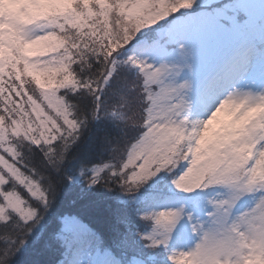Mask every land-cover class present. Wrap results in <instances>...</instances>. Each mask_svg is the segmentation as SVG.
<instances>
[{"label": "trees", "instance_id": "trees-1", "mask_svg": "<svg viewBox=\"0 0 264 264\" xmlns=\"http://www.w3.org/2000/svg\"><path fill=\"white\" fill-rule=\"evenodd\" d=\"M105 1L74 0L72 5L63 3L65 16L49 13V19L55 21L53 32L61 41L54 52L62 51L63 55L54 60L51 56L45 69L34 65L32 49L24 46L23 22L13 15L8 17L13 20L7 30L11 45L0 58V159L12 166L14 173L0 164V196L4 201L15 196L34 212L28 220L15 213L19 221L11 223L9 210L0 215V244L20 238V253L12 258V264H66L68 242L61 233L66 216L88 227L91 235L84 239H94L126 261L138 256L146 264H177L172 257H165L162 246H148L145 232L152 229L151 224L133 217L129 203L115 187V181L126 171L132 183L146 178H133L135 166L127 164L139 141L133 142L137 135V84L148 104V119L153 94L160 88L149 82L138 62L130 56L125 59L117 50L131 38L129 28L134 32L146 29L141 37L152 36L176 18L201 10V5L212 13L217 9L235 11L240 22L245 11L238 7L240 0ZM140 3L145 8L132 16L130 7ZM174 6L179 10L173 12ZM3 11L9 16L7 8ZM160 21L165 22L159 28L148 27ZM68 29L73 30L75 39L72 33L65 35ZM3 40L7 44L6 34ZM47 88L58 99L54 106ZM125 150L126 159L120 160ZM170 163L156 171L164 172ZM102 166L99 173L93 172ZM179 177L175 184L182 190ZM27 184H34L35 189L30 188L34 193ZM216 188L225 189V185L209 184L206 188L201 184L195 190ZM71 249L78 250L75 245Z\"/></svg>", "mask_w": 264, "mask_h": 264}, {"label": "rangeland", "instance_id": "rangeland-1", "mask_svg": "<svg viewBox=\"0 0 264 264\" xmlns=\"http://www.w3.org/2000/svg\"><path fill=\"white\" fill-rule=\"evenodd\" d=\"M71 1L74 0H0L10 12L16 10L20 13L16 18L25 26L23 42L25 48L29 46L32 49L34 58H31L34 59L35 66L39 65L43 69L50 66L51 57L48 61H44L38 59V55L53 54L58 42L61 44L60 39L53 32L52 27L55 21L49 19V13L55 12L65 16L66 8L63 3L71 4ZM102 2L107 3L105 0ZM2 4L0 5V58L5 57L6 47L11 45V34L7 30L12 22L8 18L10 16L3 12ZM238 7L247 13L246 22L238 21L235 11L227 13L217 9L212 13L199 10L187 14L186 17L176 18L173 25L168 28L167 34H164V28H160L159 37L150 47L141 51L146 55L138 57V65L148 74L149 82L158 83L160 87V90L153 94V107L150 109L149 120L155 119L157 123L153 125V128L163 131L156 138L162 143L151 150L145 146L143 138L134 145L127 161L128 166L136 167L138 161L143 162L139 165V171L131 172L133 178L146 177L154 164L163 168L171 162L177 145L183 141L181 139L193 134L191 166L180 175L178 185L183 189L195 190L197 184L204 180L206 175L224 181V190L231 184L238 183L236 179L238 176L235 173L243 167L244 163L246 164L247 152L252 144L257 143L255 140L249 143L244 138L251 140L255 132H264V92L253 91L251 88L236 90V94L199 128L186 129L165 119L167 112L174 108L178 109L179 85L183 83L182 77L189 74V66L192 74L198 75L218 59L232 55L236 60L230 65L232 71L228 73L229 76L236 75V69L246 64L248 65L247 78L254 82L257 88L264 85V44L260 49H256V44L263 40V30L261 25L259 27V23L264 21V0H240ZM144 8V3H140V5L131 6L129 13L136 16ZM199 8L203 9L206 6L201 5ZM229 9L232 10V8ZM178 10L179 6L172 8L173 12ZM148 13L150 14V11ZM52 17L55 18V16ZM36 24H42L43 27L51 29L39 43L29 36V31ZM4 34L8 38L7 44L3 40ZM144 37L143 35L140 39ZM54 59L55 56H53ZM46 92L48 97L54 100L52 103L54 106L58 99L49 88ZM172 119L174 120V117ZM218 119L221 123L217 127L215 122ZM228 121H231V125L225 128ZM217 128L220 129L217 130ZM168 140L175 143H163ZM255 144L249 153V169L246 170L250 190L233 206L235 213L244 214L243 222L234 226L238 230L236 234L240 239L237 240L225 234L226 225L220 226L205 236V246L199 253L195 255L178 253L173 256L172 259L177 264H264V197H262L264 154L255 147ZM161 147L163 151H160ZM0 164L7 171L14 173L13 167L4 160L0 159ZM103 168V166L96 167L92 170L97 174ZM27 188L35 189V186L27 184ZM205 192L209 195L216 194L213 190ZM6 200L10 208L23 214L24 220L34 216V212L22 206L17 198L9 196ZM3 207L0 206V215L4 210ZM189 207H192L194 212L199 211L198 206L189 205ZM66 219L63 222V233H68L65 230ZM145 236L149 239L148 246H161L153 242L152 229L146 231ZM87 244L89 249L81 251L76 264H146L138 256H132L126 261L125 258L122 260L120 256H115L111 248H101L89 240ZM151 256H154V253H151Z\"/></svg>", "mask_w": 264, "mask_h": 264}, {"label": "clouds", "instance_id": "clouds-1", "mask_svg": "<svg viewBox=\"0 0 264 264\" xmlns=\"http://www.w3.org/2000/svg\"><path fill=\"white\" fill-rule=\"evenodd\" d=\"M164 22L160 21L148 27L159 28ZM49 30L51 29L43 27L42 24H36L29 31V36L39 43ZM144 31L146 29L134 32L129 28L131 38L123 44L121 49L117 50L122 53L125 59L133 55H146L138 49L140 37ZM68 33H72V38L75 39L73 30L68 29L65 35ZM62 55L63 52L58 51L53 54L38 55V59L48 61L51 56L58 58ZM235 60L236 58L232 55L222 57L198 75H193L189 66V74L182 77L183 83L179 85L178 109L174 108L167 112L165 119L186 129L199 128L236 94V90L251 88L253 91L264 92V85L257 88L254 82L247 78L248 65L246 64H242L236 69V75H228L232 71L230 65ZM139 87L140 85L137 84L139 99L137 107L134 109L137 135L133 137V142L143 138L145 146L151 150L162 143L156 138L163 130L157 131L153 128V125L157 123L155 119L149 121L148 104L138 91ZM32 88L34 94H37L34 86ZM244 139L249 143H252L253 140L257 141L255 147L264 154V132H255L251 140L247 137ZM163 143L175 142L168 140ZM193 144L194 137L178 144L171 157V163L164 172L156 171L159 168L157 164L153 165L152 171L140 182L132 183L127 180L126 176L129 174L127 171L115 181V187L123 195L124 200L129 203L133 217L151 224L154 233L153 242L162 246L160 250L169 259L178 253L183 255L199 253L205 246V236L220 226L226 225L225 234L231 235L234 239H240L233 231V227L243 222L244 214L235 213L233 206L240 197L250 190L248 174L245 171V168L249 166L246 165L238 169L235 173L239 178L238 183L231 184L222 193L213 190L216 191V194L209 195L207 192L199 190H177L175 178L184 174L191 166L188 148ZM160 151H163L162 147ZM124 159H126V150L120 157V160ZM142 162V160L138 161L134 170L139 171V165ZM163 177H167V179L162 181ZM201 183L207 188L209 184L219 185L224 181L206 175ZM189 205L198 206L199 211L194 212V209ZM245 231L247 232V228Z\"/></svg>", "mask_w": 264, "mask_h": 264}, {"label": "snow or ice", "instance_id": "snow-or-ice-1", "mask_svg": "<svg viewBox=\"0 0 264 264\" xmlns=\"http://www.w3.org/2000/svg\"><path fill=\"white\" fill-rule=\"evenodd\" d=\"M11 183V181H10ZM7 190V186H3ZM16 189L19 191V186H16ZM4 197L0 196V204L4 203ZM8 222L19 221V217L16 216L15 212L11 210L7 213ZM65 230L68 233L74 234L77 237H88L90 232L87 229V226L82 224L80 221L75 218H67L65 220ZM20 242V238L17 237L16 241H13L11 244H0V249H3L2 254H0V259H3V264H12V258L16 257L20 253V249L17 248V244Z\"/></svg>", "mask_w": 264, "mask_h": 264}]
</instances>
